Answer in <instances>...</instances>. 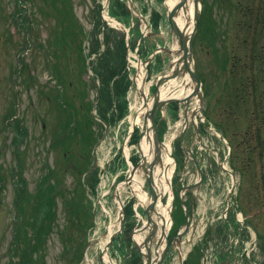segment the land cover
<instances>
[{"label": "rangeland", "instance_id": "obj_1", "mask_svg": "<svg viewBox=\"0 0 264 264\" xmlns=\"http://www.w3.org/2000/svg\"><path fill=\"white\" fill-rule=\"evenodd\" d=\"M106 1L0 0V264H108L102 248L108 243L110 233L119 229L123 218L113 177L117 173L127 176L128 167L123 161L119 164L121 168L115 170L118 160L123 157L120 155L114 160V167L107 171L113 175L110 174L105 179L107 181L101 179L97 190L95 181L98 178L92 177L89 182L86 171L94 167V163L96 166V162L101 167L112 157L110 152L116 133L119 132L123 142L131 123L127 119L121 129L105 128L104 134L92 113H86V105L90 111V105L96 104L99 87L101 103L106 107H101L103 111L113 100L109 91L115 94V86L105 78L108 75L103 61L107 58L113 69L125 63L118 49L107 53L108 36L116 38L118 35L115 34L121 32V40L125 32L121 31L117 19L108 18L107 7H98V3L106 4ZM134 2L139 16V36H132L131 42H138L143 29V42L147 46L142 49L144 56L160 45L174 47L175 35L167 21L166 0ZM237 2L203 0L205 17L202 15L194 38L195 68L203 78L205 93L197 120L205 119L213 128L215 124L225 122L221 109L230 90L225 58L231 53L233 38L228 40L227 48H222L220 36L236 18L231 12ZM99 11L110 21L104 30ZM157 15L159 18L156 21ZM146 21L150 23L149 30L145 29ZM123 23L128 28L131 25L130 22ZM99 50L104 52L102 57ZM142 51L140 47L138 51H130L131 63H136L137 56L146 59L142 57ZM160 54L168 57L164 50ZM150 66L142 69L148 74V90L152 86V92L149 90L151 100L158 76L168 71L170 66L168 62L162 68ZM134 72L132 70L131 74ZM165 85L169 86V82ZM130 97L134 102L135 98ZM199 106L200 100L195 97L189 106V116ZM132 113L135 116L136 110ZM67 118L73 125L65 127ZM184 119L183 104L178 113L170 111L167 106L159 123L161 137L171 144L172 157L175 158L169 168L173 169L172 185L176 192L182 184H192L200 179L190 152L185 149L186 153H182L178 148ZM230 123L227 124L230 125V134L242 127V123H236V126ZM62 124L64 128L61 129ZM21 125L24 126L22 132ZM194 125L193 122L189 125L194 134L190 132L187 136L186 130L183 144L192 149L196 159H199L205 173L204 182L185 194L187 202L194 200L193 224L183 237L182 257L173 249L166 264H185L187 260L190 264H198L199 260L203 264H222L223 261L225 264H264L259 237L260 233L264 234V229L259 218H253L248 210L243 209L244 219L250 225L240 228L236 244L230 228L224 235L220 232L225 223L221 215L225 213L228 198L236 193L240 203L246 207L243 195L250 182L243 181L237 173L238 187L233 189L231 175L220 166L222 160L230 170L233 168L229 161V137L225 142L221 132L208 128H202L201 134L197 133ZM59 131L64 133L58 136ZM20 133L23 134L19 139ZM102 133L104 136L101 138ZM54 136L59 143L52 147ZM94 146L96 153H93ZM137 173L146 181L142 169ZM48 174L50 178L42 181ZM119 192L123 201L128 203L131 197L129 187L123 185ZM165 200L167 202V197ZM172 211L177 223L169 229V236L175 226L181 227L184 221V208L178 198ZM255 212L252 210L251 213ZM140 214H136L132 236L137 235L134 231L146 217ZM160 231H156L158 237ZM121 237L119 234L109 249L115 264L135 260V251L128 250Z\"/></svg>", "mask_w": 264, "mask_h": 264}, {"label": "trees", "instance_id": "obj_2", "mask_svg": "<svg viewBox=\"0 0 264 264\" xmlns=\"http://www.w3.org/2000/svg\"><path fill=\"white\" fill-rule=\"evenodd\" d=\"M98 7L101 8V4H98ZM110 12L121 21L130 22L132 14L123 0H112ZM205 12L204 6V17ZM231 14L236 18L231 20L220 36L222 48H227L228 40L233 38L231 53L225 58L230 90L227 91L222 104L221 113L225 122L217 123L216 126L229 137L233 147L231 165L243 181H250L248 190L243 195L246 207L243 203L241 207L243 206L242 209L245 211L248 210L253 218H259L264 229V0H238ZM158 18L157 15L156 21ZM108 42L107 53H112L110 51L112 49H118L122 62L123 60L125 62L113 69L109 66L107 58L105 62L103 61L108 75L105 78L108 83L115 86V94L112 90L109 91L110 97L121 99L120 114L123 115L126 111L124 97L130 84L125 71L126 43L125 39L119 40V35L116 38L108 36ZM111 42L113 46L110 45ZM115 77L114 83H111ZM230 122L234 126L236 123H242V127H238L230 134L228 133L230 125H227L231 124ZM137 138L138 135L135 136V141ZM49 178L48 174L42 181ZM252 210L256 212L251 213ZM132 212V208H129V215ZM131 226L129 223V228ZM259 237L264 251V234L260 233ZM130 242L128 238V245ZM134 255L135 260H128L126 264H140L138 254Z\"/></svg>", "mask_w": 264, "mask_h": 264}, {"label": "water", "instance_id": "obj_3", "mask_svg": "<svg viewBox=\"0 0 264 264\" xmlns=\"http://www.w3.org/2000/svg\"><path fill=\"white\" fill-rule=\"evenodd\" d=\"M130 4L133 6L132 0H129ZM189 0H182L179 5H177L175 8L171 9L170 13L168 14V20L172 26V31L176 35V40L179 44V47L177 48H164L172 57L175 56V58L171 61V68L167 73H164L161 75L157 81V89L154 93L153 101L151 107H147L144 112V123H143V129H142V135L140 138V146L139 151L141 154V161L133 167L131 174L133 175L135 171L142 167L147 172L148 179H149V185L151 188V194L153 201L150 205L145 206V209L148 212L147 222L144 228L153 227L150 234L144 238L143 243L146 247L147 254L142 250V247L139 243L136 242V245L138 246L139 250L142 252L143 256L148 257L146 264H162L164 259L166 258L170 240L166 241V247L162 251V253H159V246L161 244L162 239H159L157 246L155 247V253L158 255V259L153 262V253L150 246V243L155 235H156V222L154 220L153 213L155 210V204L159 198V193L157 186L155 185L154 181V169L157 164V162L161 163V147L163 145L162 141L159 138V134L157 131V125H156V113L159 108H162L166 105H168L170 102L173 101H179L182 102L185 105V127H187L190 123L189 117H188V106L193 98L196 96L200 99V107L199 110H201L202 102H203V93H202V81L197 72L195 71V65H194V48H193V40L195 38V35L199 28V20L201 17V11H202V0H194V17L193 22L191 26L190 32L187 34L185 33V29L181 28L180 25L176 21V14L178 13V10H180L183 6H185ZM150 59H148L149 61ZM180 77V83L185 86L187 89L189 86H192L193 89L190 93L184 95V96H170L162 98L160 95V88L162 87L163 83L166 81H169L173 78ZM141 96L143 97V103L145 106H147V97L144 93H141ZM199 111H194L192 113L193 118L197 115ZM150 122V123H149ZM197 129V126H196ZM153 132L154 137V145L156 146V152L153 155V161L149 164V168L147 167L148 164V158L147 155L143 152L141 148V141L143 140V136L146 134L150 135V132ZM181 140H183V134L181 135ZM235 178V176H233ZM195 185L188 186L187 188L194 187ZM181 192H179V197L181 199ZM187 218L185 221L186 228L178 233V235L175 236L174 242H178L182 238V236L186 233L187 229L189 228V210L186 212ZM143 228V229H144ZM141 229V230H143ZM140 230V231H141ZM163 234H165V231L163 230ZM114 234L111 236V240L107 245V248L110 247V243L113 240ZM106 248V250H107Z\"/></svg>", "mask_w": 264, "mask_h": 264}, {"label": "bare ground", "instance_id": "obj_4", "mask_svg": "<svg viewBox=\"0 0 264 264\" xmlns=\"http://www.w3.org/2000/svg\"><path fill=\"white\" fill-rule=\"evenodd\" d=\"M182 0H166V4L168 5L169 9L175 8L177 5L181 3ZM194 16V0H189V2L183 6L180 10H178V13L176 14V21L180 25L181 28L185 29V33H189L192 26ZM175 47H179V44L176 40ZM141 66L138 76L135 78V84L137 86V94L145 93V95L148 94V88L144 82V77L146 73L142 69ZM192 91V88L189 87L188 89L185 88L183 84L179 82V80H173L171 82V85L169 86H162L160 89L161 97H169L172 94L182 96L183 94L186 95L187 93H190ZM141 100L143 101V97L141 96ZM133 123L135 122H141L139 118H133ZM153 136L150 134V138L145 136L143 143L141 144L143 152L147 155L148 160L153 159V155L155 153V147L153 144ZM164 147L165 152V163L161 165H157L155 173H154V181L155 185L157 186L158 191L161 192V194H167L165 197H167V204L162 203L159 201V219L158 224L160 226L165 227L166 233H168L169 228L171 227L173 223V218L171 216V208L173 205V197H174V191L171 183L172 178V171L173 169L168 168V166L175 161V159L171 156V145L168 143ZM127 155H129V149H126ZM133 192L134 195L137 197V199L141 200L142 202L146 201L148 198V193L144 189V179L141 178L140 174H135L133 178ZM150 198L147 199V201ZM121 203V202H120ZM141 235V234H140ZM165 235V234H164ZM139 237V236H138ZM142 236H140V240H142ZM139 240V239H138ZM105 262L108 264H115V262L110 258L109 254L105 253L104 255Z\"/></svg>", "mask_w": 264, "mask_h": 264}]
</instances>
